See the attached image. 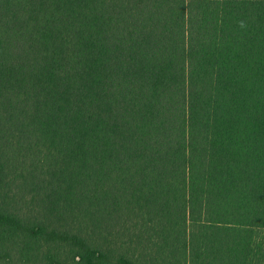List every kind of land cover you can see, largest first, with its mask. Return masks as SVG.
<instances>
[{
    "label": "trees",
    "instance_id": "16d2710c",
    "mask_svg": "<svg viewBox=\"0 0 264 264\" xmlns=\"http://www.w3.org/2000/svg\"><path fill=\"white\" fill-rule=\"evenodd\" d=\"M0 264H264V0H0Z\"/></svg>",
    "mask_w": 264,
    "mask_h": 264
}]
</instances>
